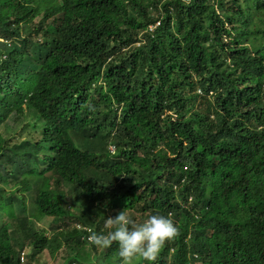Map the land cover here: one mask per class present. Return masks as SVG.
<instances>
[{
    "label": "trees",
    "instance_id": "1",
    "mask_svg": "<svg viewBox=\"0 0 264 264\" xmlns=\"http://www.w3.org/2000/svg\"><path fill=\"white\" fill-rule=\"evenodd\" d=\"M124 209L178 227L152 264H264V0H0V264H122Z\"/></svg>",
    "mask_w": 264,
    "mask_h": 264
},
{
    "label": "clouds",
    "instance_id": "2",
    "mask_svg": "<svg viewBox=\"0 0 264 264\" xmlns=\"http://www.w3.org/2000/svg\"><path fill=\"white\" fill-rule=\"evenodd\" d=\"M88 107H90V110H94L91 106ZM107 132H112V130ZM109 151L112 154L115 153L113 145H109ZM74 226L80 228L79 225ZM105 227L109 229L106 234L92 231L87 236L89 245L107 249L113 244H117L122 264H132L137 255L152 264L156 260L162 246L179 233L178 227L166 216L151 215L138 224L128 214L126 209L119 211L114 218H107ZM82 229L89 232V229ZM27 249L29 250L30 248H24L19 253L20 264H26L27 262Z\"/></svg>",
    "mask_w": 264,
    "mask_h": 264
},
{
    "label": "rangeland",
    "instance_id": "3",
    "mask_svg": "<svg viewBox=\"0 0 264 264\" xmlns=\"http://www.w3.org/2000/svg\"><path fill=\"white\" fill-rule=\"evenodd\" d=\"M190 112H192V110H190L189 113ZM31 114L33 115V117H36V113L35 112H33ZM33 119L32 118L30 119L28 117V118H26L25 121L22 120L19 123H15L9 118L8 121L6 122V125L1 127L3 136L10 137V136L14 135L19 130V128L22 126V124L24 122L27 121V123H30V122H32ZM15 136L18 137L17 138L18 142L23 137H25L23 134H19V133L15 134ZM13 189H14V186H13L12 183L10 184V186H6L5 187V190H9V191H11ZM27 194L28 195H25L26 198H27V203H30V202H32V199H33V196H32L33 193H27ZM28 207H30V206H28ZM114 215H115L114 212L113 213H109L108 218L109 217H113ZM0 219H2V224H6L7 222H9V219L7 217H5V216H2L1 214H0ZM51 222H52V218L44 217L39 223V225L44 230H46V236L51 234V229H50ZM63 248L64 247L62 246V247H60V249H57L56 251L55 250L51 251L50 249L43 250L42 254H40L38 256L39 264H61L62 261H63L64 256L66 254L71 253L69 250L64 251Z\"/></svg>",
    "mask_w": 264,
    "mask_h": 264
},
{
    "label": "built area",
    "instance_id": "4",
    "mask_svg": "<svg viewBox=\"0 0 264 264\" xmlns=\"http://www.w3.org/2000/svg\"><path fill=\"white\" fill-rule=\"evenodd\" d=\"M157 25H158V23H156L154 26H150L149 31L152 32L156 28ZM21 260H22V258H21Z\"/></svg>",
    "mask_w": 264,
    "mask_h": 264
}]
</instances>
